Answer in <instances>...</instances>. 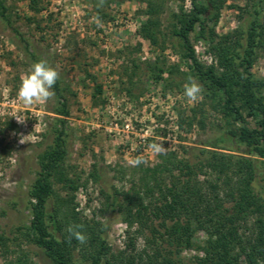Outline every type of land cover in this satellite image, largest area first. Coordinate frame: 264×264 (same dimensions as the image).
<instances>
[{"label": "rangeland", "instance_id": "1", "mask_svg": "<svg viewBox=\"0 0 264 264\" xmlns=\"http://www.w3.org/2000/svg\"><path fill=\"white\" fill-rule=\"evenodd\" d=\"M32 1L5 0L10 25L0 18V264H14L19 258L53 264L18 231L29 226V191L39 171L38 156L52 143L57 124L54 89L47 101L32 104L17 96L21 80L40 60L59 72L70 112L64 169L80 183L75 193L56 183L57 196H72L71 207L83 220L107 227L115 264L126 259L148 264L160 241L156 244L147 228L130 227L121 213L108 210L109 197L130 188L140 175L138 165L153 166L164 153L197 161L199 151L224 125L201 83L189 75L181 42L173 35V15L189 12L191 0H36V9ZM150 1L162 5L156 45L139 34ZM221 1L218 22L208 23L218 35L252 20L257 0ZM191 43L204 66L216 65L209 45L197 40L196 33ZM252 73L264 81L261 49ZM192 83L200 87L195 99L185 95ZM259 169L264 173L263 162ZM253 229V218L242 224L247 236ZM205 237L200 232L195 240L201 243ZM196 255V249H184L181 258L188 262ZM76 258L82 260L79 252Z\"/></svg>", "mask_w": 264, "mask_h": 264}, {"label": "trees", "instance_id": "2", "mask_svg": "<svg viewBox=\"0 0 264 264\" xmlns=\"http://www.w3.org/2000/svg\"><path fill=\"white\" fill-rule=\"evenodd\" d=\"M191 4L189 12L173 15V35L181 42L189 75L201 83L205 97L223 117L222 131L199 151L195 162L169 152L160 155L153 166L138 165V179L127 191L115 190L107 208L121 213L130 227L147 228L156 244L160 241L147 257L148 264H264V173L259 169L261 162L264 165V81L252 73L257 51H264V0H257L252 20L245 27L224 35L208 25L218 22L224 2L191 0ZM161 7L148 2V18L139 30L153 45L161 33ZM32 8L36 9V0ZM0 18L10 25L5 0H0ZM192 33L209 45L216 65L206 67L198 60ZM26 48L28 51L27 44ZM54 91L59 106L53 111L57 115L53 140L38 156L39 171L29 191V226L18 231L53 264H115L107 244V227L83 220L71 207L74 198H59L55 192L56 183L70 193L80 183L64 169L70 112L59 81ZM250 218L254 229L247 236L242 224ZM76 232L85 237L84 242L76 238ZM200 232L206 237L197 243ZM190 248L198 255L185 262L181 253ZM77 252L82 260L76 258ZM120 261L135 264V259ZM14 264L30 263L19 258Z\"/></svg>", "mask_w": 264, "mask_h": 264}, {"label": "clouds", "instance_id": "3", "mask_svg": "<svg viewBox=\"0 0 264 264\" xmlns=\"http://www.w3.org/2000/svg\"><path fill=\"white\" fill-rule=\"evenodd\" d=\"M59 79V72L47 61L40 60L32 64L30 71L21 80L17 96L25 104L34 101H47L54 94L53 89ZM200 91L199 85L192 83L186 86L185 95L195 99ZM139 163V161H137ZM72 232V229H69ZM76 238L84 242L85 237L79 232L74 233Z\"/></svg>", "mask_w": 264, "mask_h": 264}]
</instances>
